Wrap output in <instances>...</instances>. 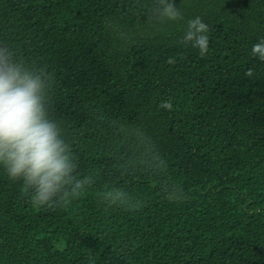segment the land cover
I'll use <instances>...</instances> for the list:
<instances>
[{"label": "trees", "instance_id": "trees-1", "mask_svg": "<svg viewBox=\"0 0 264 264\" xmlns=\"http://www.w3.org/2000/svg\"><path fill=\"white\" fill-rule=\"evenodd\" d=\"M176 3L0 0V47L49 77L88 178L38 205L0 167V264H264V0Z\"/></svg>", "mask_w": 264, "mask_h": 264}, {"label": "clouds", "instance_id": "clouds-1", "mask_svg": "<svg viewBox=\"0 0 264 264\" xmlns=\"http://www.w3.org/2000/svg\"><path fill=\"white\" fill-rule=\"evenodd\" d=\"M158 20L182 19L176 0H156ZM183 42L208 52V25L199 17L187 21ZM251 54L264 60V40ZM49 77L0 47V167L11 180L22 181L38 205L80 195L88 178L77 172V162L62 128L48 114ZM170 107V105H165Z\"/></svg>", "mask_w": 264, "mask_h": 264}]
</instances>
